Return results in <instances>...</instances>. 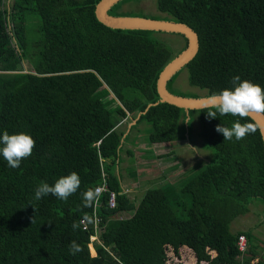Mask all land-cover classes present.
I'll use <instances>...</instances> for the list:
<instances>
[{"label":"trees","instance_id":"obj_1","mask_svg":"<svg viewBox=\"0 0 264 264\" xmlns=\"http://www.w3.org/2000/svg\"><path fill=\"white\" fill-rule=\"evenodd\" d=\"M101 1L0 0V137L5 130L25 132L36 141L17 169L0 154V264H185V257L192 264H264L252 231L231 230L250 203L264 204L259 127L239 141L224 140L216 131L220 124H257L221 116L215 107L157 104L159 76L187 39L171 34L183 39L175 52L158 38L167 33L109 28L96 17ZM127 1L109 14L117 16L114 8ZM155 1L163 16L151 19L185 24L198 35V54L184 69L203 97L232 89L235 76L264 88V0ZM181 71L167 89L187 97L171 90ZM129 118L139 135V125L151 127L149 147L185 142L198 120L213 160L181 182L151 188L154 180L132 198L122 186L121 164L123 153L134 157L125 146L137 139L119 130ZM73 171L82 183L67 201L35 198L42 181L54 185ZM129 176L141 177L131 170ZM104 182L108 191L83 207L82 193ZM110 192L117 193L113 209ZM243 235L245 253L238 246ZM71 241L82 251L71 255Z\"/></svg>","mask_w":264,"mask_h":264},{"label":"rangeland","instance_id":"obj_2","mask_svg":"<svg viewBox=\"0 0 264 264\" xmlns=\"http://www.w3.org/2000/svg\"><path fill=\"white\" fill-rule=\"evenodd\" d=\"M7 1V0H6ZM114 14L117 16L128 15V17H161L163 16L158 12L155 0H140L136 2L134 0L127 1L121 4L118 8H114ZM158 38L166 45L172 47L173 51L177 52L182 46V37L171 34H161ZM180 43V44H179ZM28 65L25 63V67ZM30 66H28L29 68ZM174 93L190 96H205V91L199 88L193 87L189 83V73L187 69H184L179 74L177 80L171 87ZM136 121L130 118L125 120L120 127V131L127 135H131V138H136V145L131 147L134 151V157H129L126 153H123V162L121 164V171L124 172L123 184L130 191V197H141L143 195L142 188L150 186V182L157 180L150 186L160 187L165 186L168 183L175 184L181 182L188 177L193 176L199 169L209 164L214 157V152L207 149L203 140L200 137L201 126L198 120H193L190 125V129L186 131L185 142H174L166 145H152L146 143L148 139L151 127L147 123L139 125L138 129H141V135L136 130H132ZM162 157V158H160ZM197 164H201L199 167ZM193 168L187 175L185 174L187 169ZM138 172L141 176L138 181L129 176V173ZM165 181V182H164ZM162 183V184H160ZM249 213L240 216L231 225V230L237 231L249 229L255 236L254 243L259 246V252L264 254V204L259 201H253L249 205ZM185 256L187 255L186 252ZM91 255L96 256L94 245L91 246ZM185 264H192L191 259L185 257Z\"/></svg>","mask_w":264,"mask_h":264},{"label":"clouds","instance_id":"obj_3","mask_svg":"<svg viewBox=\"0 0 264 264\" xmlns=\"http://www.w3.org/2000/svg\"><path fill=\"white\" fill-rule=\"evenodd\" d=\"M233 88L224 89L219 93H214L210 97L212 105L218 110L221 116L231 115L234 117L245 118L252 113L264 114V88L258 83H253L249 80L241 81L240 76H235L232 80ZM211 118L216 117V112L208 113ZM258 130V126L254 123H241L235 121L231 127L220 124L216 127L217 133L222 134L224 140L237 141L246 138L249 134H254ZM260 136L264 139V128H259ZM0 154L7 161L10 168L17 169L21 166L24 159L29 158L33 154L36 146L35 139L28 133L20 132L17 134H9L4 131L0 137ZM81 178L78 173L72 172L67 176H63L55 181L54 185H49L47 182H41L35 190V198L42 199L49 194L55 196L59 200L67 201L70 196L75 194L81 187ZM102 195V188L89 187L82 193L83 207L91 208L99 201ZM84 220L89 223L92 218L85 216ZM83 221H81L82 223ZM73 230L79 228L77 222L72 224ZM82 251L81 246L76 241H71L69 244V252L71 255H76Z\"/></svg>","mask_w":264,"mask_h":264},{"label":"water","instance_id":"obj_4","mask_svg":"<svg viewBox=\"0 0 264 264\" xmlns=\"http://www.w3.org/2000/svg\"><path fill=\"white\" fill-rule=\"evenodd\" d=\"M123 0H102L96 7V17L105 26L119 30H144L167 34L183 35L187 41V48L172 60L161 72L157 91L160 96L159 103H168L185 110H201L214 107L210 97L188 98L177 96L167 89L168 82L182 69H184L198 54L199 37L190 27L185 24L155 20L146 17L112 16L109 11ZM259 128H264V114L252 113L249 116ZM264 142V139H263Z\"/></svg>","mask_w":264,"mask_h":264},{"label":"built area","instance_id":"obj_5","mask_svg":"<svg viewBox=\"0 0 264 264\" xmlns=\"http://www.w3.org/2000/svg\"><path fill=\"white\" fill-rule=\"evenodd\" d=\"M98 187L102 188V194L106 193L108 191V186H107L106 182H104V184H102V185H100ZM116 200H117V193L116 192H110L109 207L111 209L116 207ZM97 223H98V220L96 222V226H97ZM84 224H85V226H87L85 222H84ZM238 246H239V251L241 253H245L246 252V250H247V240H246V237L244 235L239 237Z\"/></svg>","mask_w":264,"mask_h":264},{"label":"crops","instance_id":"obj_6","mask_svg":"<svg viewBox=\"0 0 264 264\" xmlns=\"http://www.w3.org/2000/svg\"><path fill=\"white\" fill-rule=\"evenodd\" d=\"M235 227H236V230H237L238 227L237 226H235Z\"/></svg>","mask_w":264,"mask_h":264}]
</instances>
